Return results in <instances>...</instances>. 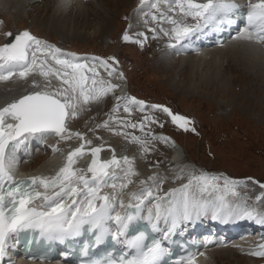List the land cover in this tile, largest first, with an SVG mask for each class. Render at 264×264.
<instances>
[{
	"label": "snow or ice",
	"instance_id": "6c2138e0",
	"mask_svg": "<svg viewBox=\"0 0 264 264\" xmlns=\"http://www.w3.org/2000/svg\"><path fill=\"white\" fill-rule=\"evenodd\" d=\"M148 2L149 0H141V6ZM161 3L168 4L170 12L178 10L181 18L168 16L161 11ZM150 6L159 15H145H151L153 21L167 20L173 25L168 31L161 30L164 35L175 40L176 44L191 40L196 33L203 32L209 25L217 30L221 25H232L234 15L239 10L235 0H154ZM189 18L194 23H188ZM152 31L155 32V29ZM6 35L11 36L12 33ZM239 36L264 43V0H257L256 3L249 0L246 26ZM124 39L129 40L130 37L125 34ZM140 43L143 44V41ZM176 44L169 46L176 47ZM38 54L50 57L59 67L49 65L47 59H39ZM91 59L99 61L106 70L111 69L108 71L109 76L115 72L107 60L99 57ZM110 59L115 61L114 57ZM80 60L76 54L64 53L62 49L37 38L28 30L16 35L13 42L0 46V81H6L13 76L26 79L31 74H39L46 79L55 75L61 81L60 87L51 90H48L51 87V82L48 81L44 89L24 95L0 108V264L8 254L9 237L19 236L21 233H36L39 240L49 245L54 242L79 243L80 247L76 251L80 256L88 258L81 260L80 264H166V258L170 255L166 246L169 238L177 234V229L183 231L185 226L199 221L202 217L211 215L212 219L225 222L247 219L264 225V212L249 207L246 202L232 203L228 200L229 196H240L236 189L246 185V181L207 173H190L187 183L171 189L163 196L154 195V191L159 192L164 178L150 176L148 180L154 186L142 188L139 193H131V199L135 203L129 202L127 205L119 193L101 195L104 187H119L120 190L127 188L133 182L131 177L138 173L132 167L133 161L125 156L122 160L128 167L121 169L123 177L110 175L109 169L120 168L121 160L116 158L112 150L113 158L101 162L98 159L100 147L91 149L94 159L88 168L90 177L83 170L74 169L76 158L85 154V145L91 144V141L84 140L80 132H71L66 122L79 114L82 104L98 101L119 87L110 80L91 79L89 83L86 71L91 72L93 77L99 74L95 67L88 68ZM118 76L123 79V73H118ZM33 87L40 88V85L33 81ZM117 99H126L127 104L137 105L141 111L146 106L144 101L135 97ZM127 104L124 110L130 112ZM119 107L117 104L114 111H118ZM150 107L162 109L171 116L174 123L186 131L192 123L184 116L173 114L167 107L155 104ZM145 120L149 118L145 117ZM107 125L106 121L103 126ZM124 126H139L141 131L145 127L144 123H125ZM191 130L195 132V128ZM49 134H54L61 140L75 136L84 140V143L67 155L64 166L54 176H29L16 180L13 170L18 163L16 153L20 146L30 137L45 139ZM153 138L174 145L167 138ZM133 140L145 145V152L150 151L146 147L147 140L135 136ZM53 151H59L58 147L54 146ZM175 178L182 179L183 170ZM118 179H122L119 185L114 182ZM110 180L113 183L109 184ZM140 183L147 184L148 181L142 180ZM37 185L42 186L45 191H37ZM260 187L264 188V184H260ZM49 189H52L50 195ZM256 199H264V194ZM37 200L40 201L39 205H36ZM148 201H152V204L145 207ZM117 203L119 208L127 209L124 214L116 211ZM155 233H160V237L156 238ZM33 242L36 241H30ZM109 242L122 246L121 250L117 251L116 247H112L101 256L95 255V249ZM259 247V251L251 254L264 257V245ZM68 254L64 253L65 256ZM197 255L204 253L190 254L186 259L174 261V264H196Z\"/></svg>",
	"mask_w": 264,
	"mask_h": 264
},
{
	"label": "rangeland",
	"instance_id": "374dc122",
	"mask_svg": "<svg viewBox=\"0 0 264 264\" xmlns=\"http://www.w3.org/2000/svg\"><path fill=\"white\" fill-rule=\"evenodd\" d=\"M253 1L257 2V0ZM41 3L42 1L37 5ZM140 3L141 0H100L95 7L87 5V9L94 12L88 32H93L91 30L93 23L100 22L95 16L102 20L105 15L110 18L108 28L91 39H67L57 28H49L47 22L31 25V20L20 22L18 18L16 19L14 11L2 10L0 12V21H3L0 24V46L9 37L6 33L13 34L28 29L33 34L42 37L40 39L62 50H73L78 55L79 53H92L89 56L97 57L100 55L99 58H105L112 65L121 67L123 70L121 71L126 75L130 93L140 98H137L138 100L142 98L145 101L158 103L170 109L173 114L188 118L192 121L188 130L180 128L173 120L170 121L158 111H140L127 105L131 111L126 112L124 110L127 104L126 99H117L116 103L113 101V94L118 91L119 87L98 101L82 104L75 119L84 120L90 126L98 123L100 135L97 138L101 137V133H105L113 136H128L132 140L134 136L147 140L146 147L150 151L145 152L146 155L150 159L156 157L159 161H153L152 166L166 170L171 165L172 150L162 144L160 139L153 137L165 135L176 138L186 151V159L194 164L192 173L196 175L207 173L221 178L244 180L247 182L246 185L238 186L236 189L240 196L233 199L240 200L244 197L248 201H254L255 198L264 194V188L260 187V184H264V78L256 81L251 76L252 74L249 75V71H245L242 67L239 68L236 61L229 57L225 58L220 66L208 64L206 61L201 68L193 69L189 62L180 67L178 61L172 68H167V54L172 56V53H169L170 46L168 42L166 43L167 36L161 29L165 31L169 29H166L162 20L153 21L151 15H145V11L140 13L138 10ZM136 9L137 22L132 28V15ZM32 11L30 14H35L37 17L43 14L44 20L49 17L46 11L41 13ZM166 13L169 14L168 11ZM69 16L70 14L67 17L68 20L66 19L68 22L71 19ZM84 23L83 18L74 21L75 27H79L80 31ZM153 29L155 32L152 31ZM141 33L143 35H140ZM125 34L130 37L129 40L124 39ZM140 41H143V44ZM38 55L39 59L45 57ZM189 55L193 56L195 53ZM113 57L115 61L110 59ZM48 58L50 57L44 59ZM54 66L59 67L55 65V62ZM87 67H95L99 74L93 77L91 72L86 71L85 75L89 77V83L91 79H97L98 81L110 80L119 85L101 67L94 65H87ZM46 80L45 77H36L34 81L39 83L40 88L32 85L27 90L30 92L33 89L38 91L44 89ZM224 81L230 82L226 91L222 88ZM118 97L123 96L118 95ZM117 104L120 105L119 110L114 111ZM145 117L156 122H149L145 120ZM106 121L108 125L104 127ZM125 123L137 125L144 123L145 127L141 131L139 126L127 127L124 126ZM78 126L84 132H92L89 125L80 123ZM192 128H195V132L191 130ZM133 143L137 148L145 147L134 140ZM53 147L54 145L47 149H37L33 158L30 159L32 167L35 168L50 158L55 152ZM189 178L190 176L184 181L188 182ZM220 182L222 183L223 180L221 179ZM176 184L178 183H173L170 187L173 189ZM164 192L160 194L164 195ZM259 202L264 204V199ZM253 252L255 250L240 253L238 260L242 261L241 264H264V259L252 255ZM220 263L238 264L236 261L229 260L220 261Z\"/></svg>",
	"mask_w": 264,
	"mask_h": 264
},
{
	"label": "bare ground",
	"instance_id": "6f19581e",
	"mask_svg": "<svg viewBox=\"0 0 264 264\" xmlns=\"http://www.w3.org/2000/svg\"><path fill=\"white\" fill-rule=\"evenodd\" d=\"M41 1H42L41 3L42 5L41 4L37 5ZM98 1L100 0H0V12L2 10H7V11L10 10L9 12L14 11L16 19L18 18L20 22H26L27 19L31 20L30 23L31 25L34 24L37 25L38 23L47 22L49 23L48 25L49 28L51 27L57 28L58 31L62 33L67 39H74V38L91 39L97 35L102 34L104 30H106L109 26L108 23L110 18H108L106 15L105 17H103V20L95 16V18L99 19L100 22L98 24L93 23L91 28L93 32L92 33L91 31L88 32V30L90 29L89 26H91L90 25L91 17L94 16V12L92 13L91 11H89L87 9V5L88 6L92 5L93 7H95L98 5ZM153 2L154 0H149L148 3H145L143 6H140L138 8L139 12L141 13L145 11V13H156L157 15H159V13L156 12V9L150 6L151 3ZM200 2H203V0H200ZM244 3H247V8H248L247 11H248L249 0H245ZM252 3H256V2L252 0ZM159 7L161 11L166 13L168 11L169 6L168 4L161 3ZM41 9L42 10L44 9V11H42ZM32 10L35 11V13L36 12L41 13L46 11L49 17L47 19L45 18L46 20H44L42 18L43 14H41L39 17H37L35 14L31 15L30 12ZM168 12L169 14L166 13L168 16H174L177 19L181 18L178 13V10L175 12H170V11ZM68 14H70L69 17L71 18L69 19L70 20L69 22L67 21ZM82 18L85 20V23L80 31L78 29L79 27L78 28L75 27L74 21L75 20L79 21ZM162 21H163V25L167 27L166 29L170 30L173 27V25L168 26L170 23L167 22V20H162ZM136 22H137V9L132 15V21H131L132 28L136 26ZM187 22L194 23V21H192L191 18H189ZM120 42H121V38H120ZM167 42L168 44L169 43L176 44V41L170 39L169 36L166 37V43ZM184 42L185 41H183L182 43ZM180 45L181 43L176 44V47H173V49L177 52H182V53L186 52ZM62 51L64 53H74L76 54V56L82 59L79 62H85L88 63L89 65L101 67L103 70L106 71V73H108V71L111 70V69L106 70L104 67L100 65L99 61H93L91 59L97 56H89L90 54L88 55L85 54L82 55L83 56L82 57L81 54L78 55V53L73 51H66V50H62ZM117 51H119V49ZM169 53L171 54V52ZM167 55H168L167 63H166L167 68H172L175 65V63L178 61L180 62V67L183 66L186 62H189L193 66V69L201 68L206 61L208 62V64H214L220 66L221 64H223L222 61L225 58L229 57V58H233L236 61L237 66L239 68L242 67L244 68L245 71L246 70L249 71V75L252 74L251 76L255 78L256 81H260L261 78H264V43L257 42L255 39L248 40L242 38L239 36V34L229 42L224 43V45L221 47L202 49L196 52V54L193 56L180 54V56L178 55L179 56L178 57L176 54L173 53L172 56H170L169 54ZM38 58H40L39 55ZM102 60H105V58ZM47 61L49 65L54 66V61L51 60V58H48ZM108 63L112 66V69H115V72L111 76L119 83L118 91L123 93L127 97H135L137 99L138 97L133 96V94L130 93L128 81L126 80L125 77L126 75L123 74L125 80L119 78L118 76V73H124L122 72L123 71L122 68L120 67L121 68L120 69L118 66L112 65L110 61ZM36 77L41 78L43 76L39 74H31L26 79H22L18 76H13L6 81H0V108L6 106L9 103L14 102L22 95L32 93L34 91H38L37 89H33L30 92L27 90L28 87L33 85V81L34 79H36ZM48 81L51 82V87L48 90L61 86V81L55 75H50L45 81V84ZM229 86H230V82L224 81L222 83V88L225 91L228 90ZM141 100L144 101L146 105L143 111H149V110L155 111L150 107L152 103H149L143 99ZM163 114L166 117H168L170 121H172L171 116H169L167 113L164 112ZM80 123L90 126V124H87V122L84 120H77L75 118H70L67 121V127L71 132L82 133V135L84 136V140H90L91 144H86L84 149L85 154L79 158H76V162L73 165L74 169L83 170L86 160L88 159V157L91 156V149L100 147L101 151L98 154L99 157H105L112 150L118 151L122 153L123 157L127 156L130 160L133 161L132 167L138 173V175L131 177L133 182L129 184L127 188L120 190L119 187H117L116 189H113L111 187H104L101 190V195L113 194V193H119L121 195L127 191L138 192L141 191L142 188L153 187L154 186L153 182L148 180V178L153 175H158L159 177L164 178L163 186L159 190V192L154 191V195L157 194L160 195L162 191L163 192L165 191L164 193H166V191H170L172 189L170 186L173 183H178L179 185L187 183V181L184 180L193 171V165H194L193 162H190L186 159V155H185L186 151L184 150L183 146H181V144L177 141L176 138L165 135L161 136L167 138L171 142H174V145L172 143H165L164 140L160 139L162 144H165L172 150V156H170L172 160L170 162L171 165L169 166V169L166 170L163 168L161 169L158 166L153 167L152 162L153 161L159 162L158 159L156 157H154L153 159L148 158V155H146L145 151L143 150L144 148H137L136 145H134L133 140L128 136L121 135L122 136L121 137V136H115V135L113 136V135L101 133L102 134L101 137L97 138V136L100 135L98 133V126L100 125L98 123H95L90 126L92 129L91 133L82 131L78 126ZM157 137H160V135ZM84 140H81L75 136H73L71 139L61 140L58 136L54 134H49L45 139L30 137L27 141H25L24 144L20 146L19 150L16 153L17 160L22 158V162L19 165V168L23 170H28L29 172L33 173L35 176H45V177L54 176L56 172L62 166H64L67 155L71 151L79 148L80 145L84 143ZM36 142H39L40 144H54L55 147H58L59 151L53 152L54 154L52 156L50 155L51 156L50 158L44 160L40 165L34 168L32 167L30 160H25V159L29 157L30 151L33 146L32 144H36ZM127 167L128 165L123 163L122 167L117 169V173L115 175L122 178L123 172L121 171V169H125ZM181 170H183V178L178 180L175 177L177 174L181 173ZM13 174L18 175V173L14 172V170H13ZM142 180H146L148 181V183L141 184L140 181ZM114 182L117 185H119L122 182V179H118ZM108 183L109 184L113 183V181L110 180L108 181ZM39 188L42 192L45 191L42 186H39ZM51 192L52 189H49L48 194L50 195ZM233 198L235 197L229 198L228 200L230 202L238 201V199H233ZM119 212L123 214L122 210ZM256 246L259 247L258 244ZM254 249L255 247L248 244L247 242H239L235 244H229L226 246H220L208 251L207 254L200 255L196 260V264H221L220 261L223 262L225 260L236 261V263L241 264L242 261L238 260L240 253L248 252ZM27 264H63V263L58 260L52 263L36 262V263H27Z\"/></svg>",
	"mask_w": 264,
	"mask_h": 264
},
{
	"label": "water",
	"instance_id": "95a60500",
	"mask_svg": "<svg viewBox=\"0 0 264 264\" xmlns=\"http://www.w3.org/2000/svg\"><path fill=\"white\" fill-rule=\"evenodd\" d=\"M24 30H28V29H24ZM24 30H21V31H19V32H17V33H13L9 38H6V40L4 41L3 45L6 44V43H11V42H13V41H14V37H15L16 35L20 34V33H21L22 31H24ZM28 31H29V30H28ZM33 35H34V34H33ZM34 36H35V35H34ZM28 94H30V93H28ZM25 95H27V94H25ZM22 96H24V95H22ZM22 96H21V97H22ZM21 97H19V98H21ZM19 98H18V99H19ZM66 123H67V122H66ZM114 154H115V156H116L117 159H120V160H121V165H120V167H121L122 164H123V160H122L123 155H122V153H120V152H118V151H114ZM112 158H113V151H111L110 153H108L105 157H99V156H98V159H99L101 162L111 160ZM93 159H94V157L91 156L90 159L87 161V163H86V165H85V174H86L87 176H89V177L91 176V173L88 172V168H89V166H90V164H91V161H92ZM117 169H118V168H115V167L109 169V173H110V175L116 173Z\"/></svg>",
	"mask_w": 264,
	"mask_h": 264
}]
</instances>
